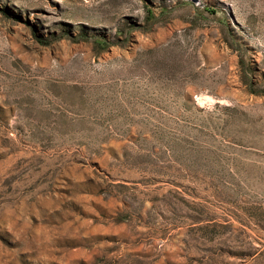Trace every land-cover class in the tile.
Segmentation results:
<instances>
[{
    "label": "rangeland",
    "instance_id": "1",
    "mask_svg": "<svg viewBox=\"0 0 264 264\" xmlns=\"http://www.w3.org/2000/svg\"><path fill=\"white\" fill-rule=\"evenodd\" d=\"M0 264H264V0H0Z\"/></svg>",
    "mask_w": 264,
    "mask_h": 264
}]
</instances>
